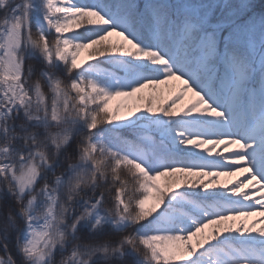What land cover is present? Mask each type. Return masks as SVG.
I'll list each match as a JSON object with an SVG mask.
<instances>
[{"label":"snow or ice","instance_id":"snow-or-ice-1","mask_svg":"<svg viewBox=\"0 0 264 264\" xmlns=\"http://www.w3.org/2000/svg\"><path fill=\"white\" fill-rule=\"evenodd\" d=\"M0 253L264 264V0H0Z\"/></svg>","mask_w":264,"mask_h":264},{"label":"rangeland","instance_id":"rangeland-1","mask_svg":"<svg viewBox=\"0 0 264 264\" xmlns=\"http://www.w3.org/2000/svg\"><path fill=\"white\" fill-rule=\"evenodd\" d=\"M119 102L121 104V106L125 105V104H134L135 103V100L134 98L132 99H129V98H126V97H119ZM121 110L122 111H125L126 109H124L123 107H121ZM243 174L245 173H237L235 175H227V174H224V175H221L219 180L221 181L222 184H228V185H231L232 183H234L235 181L238 180V178L240 176H242ZM241 179V178H239ZM193 242H195V238H193Z\"/></svg>","mask_w":264,"mask_h":264},{"label":"trees","instance_id":"trees-1","mask_svg":"<svg viewBox=\"0 0 264 264\" xmlns=\"http://www.w3.org/2000/svg\"><path fill=\"white\" fill-rule=\"evenodd\" d=\"M113 39H116L115 37L113 38ZM149 90H145V93H147ZM165 95H167V90L165 89V93H164ZM134 100H135V98H134ZM117 106H121V104H120V102H119V97H116V98H114L111 102H110V108L112 109V110H115L116 108H117ZM206 147H207V145H206ZM217 150H220V148L218 147V149ZM219 183H220V180H219ZM221 184V183H220ZM0 255H2V253H0Z\"/></svg>","mask_w":264,"mask_h":264}]
</instances>
